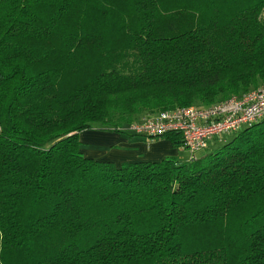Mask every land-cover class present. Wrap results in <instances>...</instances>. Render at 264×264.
Returning <instances> with one entry per match:
<instances>
[{"label": "trees", "instance_id": "1", "mask_svg": "<svg viewBox=\"0 0 264 264\" xmlns=\"http://www.w3.org/2000/svg\"><path fill=\"white\" fill-rule=\"evenodd\" d=\"M262 83L264 0H0V264H264V120L192 160L78 138Z\"/></svg>", "mask_w": 264, "mask_h": 264}, {"label": "built area", "instance_id": "2", "mask_svg": "<svg viewBox=\"0 0 264 264\" xmlns=\"http://www.w3.org/2000/svg\"><path fill=\"white\" fill-rule=\"evenodd\" d=\"M264 120V83L240 95L210 105H188L146 115L123 128L134 135L154 139L178 132L182 148L195 153L206 149L213 139L232 134Z\"/></svg>", "mask_w": 264, "mask_h": 264}, {"label": "crops", "instance_id": "3", "mask_svg": "<svg viewBox=\"0 0 264 264\" xmlns=\"http://www.w3.org/2000/svg\"><path fill=\"white\" fill-rule=\"evenodd\" d=\"M78 138L81 142L79 148L84 156L109 160L115 164L129 160L158 161L168 156L180 160H188L190 157V153L184 159L180 157L179 150L183 148L174 147L169 139L163 137L148 139L144 136L90 127L79 132Z\"/></svg>", "mask_w": 264, "mask_h": 264}, {"label": "rangeland", "instance_id": "4", "mask_svg": "<svg viewBox=\"0 0 264 264\" xmlns=\"http://www.w3.org/2000/svg\"><path fill=\"white\" fill-rule=\"evenodd\" d=\"M102 127V125L101 124H99V123H92L91 124V128H101ZM122 133V132H121ZM128 133L129 134H132V133H130L129 131H127V133H124V134H127L128 135ZM226 138V137H231V134H229V135H223V137L222 138ZM222 138H221V140H222ZM80 141V140H79ZM83 147V146H82ZM205 152H206V150L204 149V150H200V151H197L196 153H195V157L196 158H198V157H200L201 155H203V154H205ZM188 153H190V151H188L187 149H180L179 150V156L180 157H183V159L184 158H186L187 156H188Z\"/></svg>", "mask_w": 264, "mask_h": 264}]
</instances>
